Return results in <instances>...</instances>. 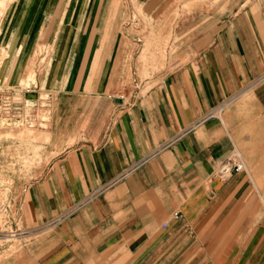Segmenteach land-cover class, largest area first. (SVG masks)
<instances>
[{"label": "crops", "instance_id": "0c3cea01", "mask_svg": "<svg viewBox=\"0 0 264 264\" xmlns=\"http://www.w3.org/2000/svg\"><path fill=\"white\" fill-rule=\"evenodd\" d=\"M11 12L23 45L54 48L48 88L2 91L41 90L51 105L0 264H264V0H17ZM233 151L243 169L213 176Z\"/></svg>", "mask_w": 264, "mask_h": 264}, {"label": "rangeland", "instance_id": "374dc122", "mask_svg": "<svg viewBox=\"0 0 264 264\" xmlns=\"http://www.w3.org/2000/svg\"><path fill=\"white\" fill-rule=\"evenodd\" d=\"M16 1L3 0L0 12V257L16 249L17 229H12L8 204L33 176L25 170L36 163L38 149L34 144L39 140L40 127L46 125L51 105V95L41 90L37 94L28 92L36 95L26 97L20 91L2 92L3 89H46L51 85V80L43 81V77L49 66L47 57L54 47L38 41L32 46H27L29 41L22 44L25 34L18 39V27L23 15L11 12ZM7 26L14 29L10 39L5 38ZM186 56L184 53L177 56L178 60L171 59L162 75L153 80L159 81L175 65L183 63ZM37 70L41 87L37 84Z\"/></svg>", "mask_w": 264, "mask_h": 264}, {"label": "built area", "instance_id": "2783aa9c", "mask_svg": "<svg viewBox=\"0 0 264 264\" xmlns=\"http://www.w3.org/2000/svg\"><path fill=\"white\" fill-rule=\"evenodd\" d=\"M214 113L211 111L210 114ZM243 169V163L240 161L236 152L230 153L226 158L219 162L217 171L213 176L221 179L227 178L232 171L239 172Z\"/></svg>", "mask_w": 264, "mask_h": 264}, {"label": "bare ground", "instance_id": "6f19581e", "mask_svg": "<svg viewBox=\"0 0 264 264\" xmlns=\"http://www.w3.org/2000/svg\"><path fill=\"white\" fill-rule=\"evenodd\" d=\"M3 5V0H0V12H1V6Z\"/></svg>", "mask_w": 264, "mask_h": 264}]
</instances>
